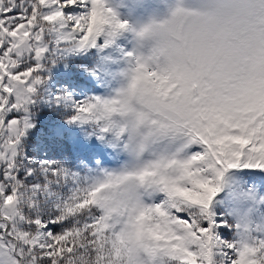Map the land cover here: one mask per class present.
Returning a JSON list of instances; mask_svg holds the SVG:
<instances>
[{
	"label": "snow or ice",
	"instance_id": "snow-or-ice-1",
	"mask_svg": "<svg viewBox=\"0 0 264 264\" xmlns=\"http://www.w3.org/2000/svg\"><path fill=\"white\" fill-rule=\"evenodd\" d=\"M146 30L0 0V264H264V79L201 91Z\"/></svg>",
	"mask_w": 264,
	"mask_h": 264
},
{
	"label": "clouds",
	"instance_id": "clouds-1",
	"mask_svg": "<svg viewBox=\"0 0 264 264\" xmlns=\"http://www.w3.org/2000/svg\"><path fill=\"white\" fill-rule=\"evenodd\" d=\"M145 45L209 94H226L242 80L264 79V0H204L196 15L172 10L151 19Z\"/></svg>",
	"mask_w": 264,
	"mask_h": 264
},
{
	"label": "rangeland",
	"instance_id": "rangeland-1",
	"mask_svg": "<svg viewBox=\"0 0 264 264\" xmlns=\"http://www.w3.org/2000/svg\"><path fill=\"white\" fill-rule=\"evenodd\" d=\"M106 4L119 20L127 21L130 27L138 29L151 19L165 18L177 7L200 10L204 0H106ZM47 123L45 121L44 125Z\"/></svg>",
	"mask_w": 264,
	"mask_h": 264
}]
</instances>
